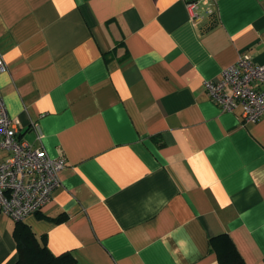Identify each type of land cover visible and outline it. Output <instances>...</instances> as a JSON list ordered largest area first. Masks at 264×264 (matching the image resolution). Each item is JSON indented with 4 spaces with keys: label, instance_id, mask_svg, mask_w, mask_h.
Wrapping results in <instances>:
<instances>
[{
    "label": "crops",
    "instance_id": "0c3cea01",
    "mask_svg": "<svg viewBox=\"0 0 264 264\" xmlns=\"http://www.w3.org/2000/svg\"><path fill=\"white\" fill-rule=\"evenodd\" d=\"M212 2L193 18L184 0H0L7 110L66 159L22 220L53 254L219 264L225 233L264 264V115L244 122L204 88L241 54L264 64V0ZM15 221L0 211V264L17 259Z\"/></svg>",
    "mask_w": 264,
    "mask_h": 264
},
{
    "label": "built area",
    "instance_id": "2783aa9c",
    "mask_svg": "<svg viewBox=\"0 0 264 264\" xmlns=\"http://www.w3.org/2000/svg\"><path fill=\"white\" fill-rule=\"evenodd\" d=\"M193 18L204 8L210 11L212 0H184ZM6 65L0 51V73ZM204 88L209 98L224 111L240 110L244 122H255L264 115V64L247 54L221 71L218 79H207ZM19 120L11 117L0 93V211L13 220L40 211L60 186L58 172L66 165L61 154L51 157L41 145H35L19 133ZM35 139L44 134L32 121Z\"/></svg>",
    "mask_w": 264,
    "mask_h": 264
},
{
    "label": "trees",
    "instance_id": "16d2710c",
    "mask_svg": "<svg viewBox=\"0 0 264 264\" xmlns=\"http://www.w3.org/2000/svg\"><path fill=\"white\" fill-rule=\"evenodd\" d=\"M64 216L55 221H61ZM12 236L16 243L17 259L13 264H78L70 251L53 254L46 239L37 238L31 228L22 220H16ZM210 244L218 256L219 264H245L233 242L225 233L211 237Z\"/></svg>",
    "mask_w": 264,
    "mask_h": 264
}]
</instances>
